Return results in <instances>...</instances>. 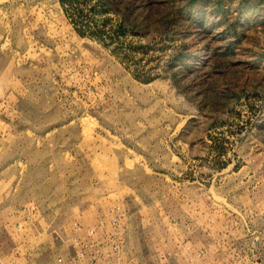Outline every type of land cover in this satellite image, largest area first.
Segmentation results:
<instances>
[{
  "label": "rangeland",
  "instance_id": "rangeland-1",
  "mask_svg": "<svg viewBox=\"0 0 264 264\" xmlns=\"http://www.w3.org/2000/svg\"><path fill=\"white\" fill-rule=\"evenodd\" d=\"M116 202L125 263L264 264V0H0V264Z\"/></svg>",
  "mask_w": 264,
  "mask_h": 264
},
{
  "label": "built area",
  "instance_id": "built-area-1",
  "mask_svg": "<svg viewBox=\"0 0 264 264\" xmlns=\"http://www.w3.org/2000/svg\"><path fill=\"white\" fill-rule=\"evenodd\" d=\"M127 209L124 204L116 202L108 209V215L98 218L97 221L85 228L86 236H78L74 244L78 246L74 257H81L87 253V248L92 247L88 253V264H132L124 262L123 246L125 233L129 226ZM76 229L81 224L74 223ZM168 255L169 252L167 251ZM161 256L164 254L161 253ZM58 261L64 260L59 256ZM130 261V260H129Z\"/></svg>",
  "mask_w": 264,
  "mask_h": 264
}]
</instances>
